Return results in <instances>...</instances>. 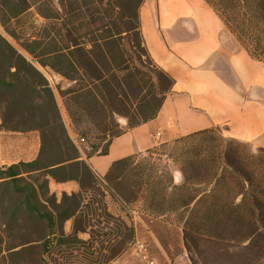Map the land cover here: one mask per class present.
Masks as SVG:
<instances>
[{
	"label": "trees",
	"instance_id": "obj_1",
	"mask_svg": "<svg viewBox=\"0 0 264 264\" xmlns=\"http://www.w3.org/2000/svg\"><path fill=\"white\" fill-rule=\"evenodd\" d=\"M206 1L264 61V0ZM144 2L0 0V25L21 47L0 31V126L40 137L36 158L0 167V264L17 257L28 264L29 254L33 264L116 260L136 240L137 228L109 212L108 194L126 206L142 201L154 217L149 228L165 249L173 228L160 218L173 217L194 264L205 253L202 243L228 257V264H264V148L254 150L214 126L115 160L103 176L87 160L108 154L114 138L155 118L173 89L175 79L145 44ZM42 68L65 84L51 82ZM51 178L75 180L79 190L59 198L50 190ZM96 215L107 218L105 224L93 223ZM107 237L111 253L98 254L104 245L96 243Z\"/></svg>",
	"mask_w": 264,
	"mask_h": 264
},
{
	"label": "crops",
	"instance_id": "obj_2",
	"mask_svg": "<svg viewBox=\"0 0 264 264\" xmlns=\"http://www.w3.org/2000/svg\"><path fill=\"white\" fill-rule=\"evenodd\" d=\"M145 44L154 61L175 79L159 114L125 133L106 155L88 162L99 176L120 158L201 129L220 126L223 134L264 148V61L254 58L206 0H145L140 9ZM1 124V116H0ZM13 133L0 126V137ZM159 134V135H158ZM0 161V167L31 161ZM61 191L79 190L75 180L56 182ZM109 264H125L115 260Z\"/></svg>",
	"mask_w": 264,
	"mask_h": 264
},
{
	"label": "rangeland",
	"instance_id": "obj_3",
	"mask_svg": "<svg viewBox=\"0 0 264 264\" xmlns=\"http://www.w3.org/2000/svg\"><path fill=\"white\" fill-rule=\"evenodd\" d=\"M39 20L43 21V19L41 18ZM0 31L4 35H6L19 49H21L16 40L10 37L1 25ZM42 71L47 75L51 82H61L62 84H65V81H63L60 76L54 75V73L49 68H42ZM58 103L61 108V112L64 121L68 127V130L72 137L76 140L77 135L74 133V129L72 127L70 118L68 117L67 111L64 107L63 100L59 95ZM7 134L8 135H5L4 137H0V161L9 162L18 160L19 158L31 156L35 152V149H37V147H40V137L37 132H13ZM82 145L85 146V144ZM170 169L174 175L175 180L177 182H181L182 175L181 172L177 169V167L174 164H170ZM50 190L54 193L56 191H61L60 187H56L55 182L52 183ZM58 197H61V193H59ZM106 202L109 212L116 216H121L127 222H134L137 228V238L147 245L149 255L152 259L155 260V264H194L189 256V253L186 250V247L184 246L182 235L179 233L181 232V228L177 225V222H175L173 217L160 218L161 220H167L168 225L170 224L169 226L173 228V231H171L170 235L166 237L169 246L168 249H165L157 241L154 233L149 228V220L154 217L153 214L150 213L146 209V207H144L142 201L134 202L130 206H126L117 197L108 194V196L106 197ZM94 217L95 219H93V223H97V219H101L103 221V224H105V221H107V218H103L102 216L96 215ZM113 224L114 223L112 221H109L107 223L109 227H112ZM28 225L30 226V224ZM163 226V224L158 226V230H160L161 232H163V230L165 231V228ZM26 228L27 230H29L28 234H31L32 229L30 230L28 226ZM65 230L67 233L72 232V220H68L65 223ZM83 236L88 237L87 234H83ZM22 238L23 237L19 236L14 239V241H19ZM102 243L104 247H102L101 250L98 251V254L103 253L109 256L112 249V241L108 237L103 242L98 241V243H96L98 249L102 246ZM201 248L204 250L205 253L204 255H201L200 258H198V264H228V257H225V255L223 254L217 256L215 254L214 246L202 243ZM26 258L28 264H33V254L27 255ZM19 260V257L12 260H7L6 264H21L19 263ZM116 260H120L122 263L125 264H148L140 260L138 256L134 253V243H131L128 248L125 249ZM110 263H113V261H111ZM80 264L83 263L80 262Z\"/></svg>",
	"mask_w": 264,
	"mask_h": 264
},
{
	"label": "built area",
	"instance_id": "obj_4",
	"mask_svg": "<svg viewBox=\"0 0 264 264\" xmlns=\"http://www.w3.org/2000/svg\"><path fill=\"white\" fill-rule=\"evenodd\" d=\"M78 140L80 142H85L84 138H79ZM133 243H134V253L138 256L140 260L148 264H155V260L150 257L148 247L144 242L136 238V240Z\"/></svg>",
	"mask_w": 264,
	"mask_h": 264
}]
</instances>
